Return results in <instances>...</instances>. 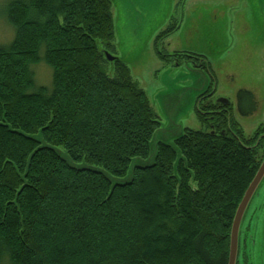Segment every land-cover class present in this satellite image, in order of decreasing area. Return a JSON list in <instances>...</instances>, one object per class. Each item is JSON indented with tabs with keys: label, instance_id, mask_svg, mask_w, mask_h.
Masks as SVG:
<instances>
[{
	"label": "trees",
	"instance_id": "obj_1",
	"mask_svg": "<svg viewBox=\"0 0 264 264\" xmlns=\"http://www.w3.org/2000/svg\"><path fill=\"white\" fill-rule=\"evenodd\" d=\"M6 20L0 264H228L259 169L234 125L222 135L224 115L213 128L199 116L203 128L159 141L147 161L160 118L111 53L112 0H11ZM41 63L51 85L37 83Z\"/></svg>",
	"mask_w": 264,
	"mask_h": 264
},
{
	"label": "rangeland",
	"instance_id": "obj_2",
	"mask_svg": "<svg viewBox=\"0 0 264 264\" xmlns=\"http://www.w3.org/2000/svg\"><path fill=\"white\" fill-rule=\"evenodd\" d=\"M10 1L0 0V42L13 35L6 20ZM112 11L111 53L127 64L160 118L151 157L159 141L174 142L185 128H203L196 100L210 85L206 72L190 68L185 60L173 68L159 50L201 56L221 83L220 93L243 89L255 94L259 111L246 121L245 132L264 124V0H112ZM172 21L180 24L179 30L164 45L162 39L156 44ZM181 59L171 57L170 62ZM35 72L37 83L52 84L47 65L41 63ZM237 264H264V179L240 227Z\"/></svg>",
	"mask_w": 264,
	"mask_h": 264
},
{
	"label": "flooded vegetation",
	"instance_id": "obj_3",
	"mask_svg": "<svg viewBox=\"0 0 264 264\" xmlns=\"http://www.w3.org/2000/svg\"><path fill=\"white\" fill-rule=\"evenodd\" d=\"M170 26H175V29L173 31L167 32L166 35L168 36L166 38L177 32L179 30L180 24L172 21ZM169 28L163 32H166ZM166 38L162 39L163 45L167 40ZM158 53L164 57L168 55V58L165 60L168 62L167 64L173 68L180 67V63L185 60L190 68L192 67L197 71H204L208 74L210 78V85L198 96L196 100L197 117L199 118V121V116H202L205 120V125H209L213 128V125H210L211 121H213L219 114L224 115L226 117L227 125L225 126L226 128L222 130V135L233 136L230 126L234 125V131H236V135H238L241 139L242 145L245 147V149L252 152L253 156L255 157V165L259 168L264 160V124L258 126L250 134L245 132V126L247 123L246 121L251 119L253 115L259 111L257 96L243 89H238L236 94L234 92L231 95L223 92L220 93L221 83H219L218 79L214 75L211 64L207 63L206 60H203L201 56H189L188 54H184L185 52H167V50H159ZM171 57L182 59L170 62ZM222 99L227 100L228 104L221 101ZM229 127L230 131L227 130Z\"/></svg>",
	"mask_w": 264,
	"mask_h": 264
},
{
	"label": "water",
	"instance_id": "obj_4",
	"mask_svg": "<svg viewBox=\"0 0 264 264\" xmlns=\"http://www.w3.org/2000/svg\"><path fill=\"white\" fill-rule=\"evenodd\" d=\"M107 58L111 61L113 60V56H111L109 54H107ZM221 101L228 104V101L225 99H222ZM182 133L177 135L176 138L178 136H180ZM161 141L166 142V143H173V142H168V141H164V140H161ZM156 151H157V145H156L155 152ZM152 158L153 157L149 158L147 161H151ZM68 161H69V159H68ZM69 162H70V164H72L71 161H69ZM136 163L141 164L144 162H136ZM131 173H132V169L130 170L129 175L122 181H126L127 179H129L131 177ZM263 179H264V160H263L262 164L260 165L254 179L250 183L247 191L245 192V195L243 196L241 203L239 204V206L237 208V211H236V214H235V217L233 220V224H232L231 235H230V251H229L228 264H237L238 263L240 227H241V224L243 222V219L245 218V213L249 207V204H250L251 200L253 199L254 195L256 194L257 190L259 189Z\"/></svg>",
	"mask_w": 264,
	"mask_h": 264
}]
</instances>
